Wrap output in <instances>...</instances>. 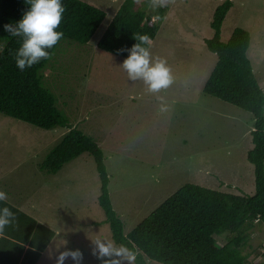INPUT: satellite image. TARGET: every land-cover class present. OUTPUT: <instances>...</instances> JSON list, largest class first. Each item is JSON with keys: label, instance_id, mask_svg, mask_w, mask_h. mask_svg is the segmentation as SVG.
Here are the masks:
<instances>
[{"label": "rangeland", "instance_id": "obj_1", "mask_svg": "<svg viewBox=\"0 0 264 264\" xmlns=\"http://www.w3.org/2000/svg\"><path fill=\"white\" fill-rule=\"evenodd\" d=\"M83 1L105 10V22L87 45L62 40L41 76L71 125L102 149L111 201L125 233L189 183L253 195L254 166L247 156L254 147L255 119L204 93L217 62L205 40L213 37V13L225 0H175L168 5L150 49L153 60L163 58L171 69L172 83L159 92H149L141 79L130 80L121 67L124 59L97 46L122 0ZM232 1L222 41L227 42L237 27L250 32L249 58L264 87V0ZM68 132L43 130L0 113L1 185L22 194L21 201L30 198L42 220L40 210L50 213L57 238L69 240L67 249L82 252V264H102L93 255V241L126 248L114 243L99 208L101 180L94 158L85 153L56 175L42 169L47 155ZM250 233L243 253L250 255L249 262L264 264V225L257 224ZM216 240L220 246L227 243L224 236ZM56 256L49 252L43 262L56 264ZM121 264L129 261L121 258ZM147 264L159 263L147 260Z\"/></svg>", "mask_w": 264, "mask_h": 264}, {"label": "trees", "instance_id": "obj_2", "mask_svg": "<svg viewBox=\"0 0 264 264\" xmlns=\"http://www.w3.org/2000/svg\"><path fill=\"white\" fill-rule=\"evenodd\" d=\"M62 4L65 12L57 29L64 33L62 40L89 44L105 22L107 12L83 0H62ZM233 6L232 0H225L213 13L214 35L205 40V45L217 56V62L204 93L253 115L254 147L247 157L254 166L256 191L253 195H235L189 183L126 234L111 201L102 149L92 137L71 125L59 110L56 96L43 83L41 71L62 40L49 50L51 59L21 71L13 55L20 38L12 37L4 25L18 22L30 5L26 0H0V113L47 131L69 130L47 155L42 169L56 175L85 153L94 158L101 180L98 204L105 224L109 225L114 243L126 248L135 264H147V260L159 264H262L249 262L250 255L243 249L256 225H264V87L249 58L250 32L237 27L227 42L222 41V27ZM152 8L149 0H122L98 48L125 60L129 55L126 49L137 43L134 33L147 34L155 40L169 6ZM2 206L9 207L17 220L0 236V264H37L56 232L8 201L0 202ZM216 236H224L227 243L220 246Z\"/></svg>", "mask_w": 264, "mask_h": 264}, {"label": "clouds", "instance_id": "obj_3", "mask_svg": "<svg viewBox=\"0 0 264 264\" xmlns=\"http://www.w3.org/2000/svg\"><path fill=\"white\" fill-rule=\"evenodd\" d=\"M30 8L15 24L4 25V29L12 37L20 38V46L14 52L16 67L21 71L32 68L41 61L51 59L50 49H53L64 37L60 27L65 7L62 0H26ZM175 0H149L153 8L167 7ZM133 39L137 43L126 49L129 55L121 67L127 72L130 80L141 79L149 92H159L172 83L171 69L167 61L151 56L152 39L147 34L134 33ZM8 194L0 190V202H6ZM16 214L7 206L0 207V235L6 227L15 225ZM93 255H96L102 264H121V258L131 264L134 259L126 249L116 248L110 242L102 240L93 241ZM115 257V259H105ZM71 260L73 264H82L83 254L79 249H66L56 256V264H65Z\"/></svg>", "mask_w": 264, "mask_h": 264}, {"label": "crops", "instance_id": "obj_4", "mask_svg": "<svg viewBox=\"0 0 264 264\" xmlns=\"http://www.w3.org/2000/svg\"><path fill=\"white\" fill-rule=\"evenodd\" d=\"M0 180H1V178H0ZM0 185H1V181H0ZM0 190L6 192L8 194L7 201L9 203H11L13 206L19 208L21 211L27 213L28 215L32 216L39 223L49 227L50 229H53L52 225H54V224L57 225L55 220H54V217L50 213H43L40 210L39 213L42 214V217L44 220L43 221L42 218L40 217L41 215L38 216L39 215L38 214V207L33 208L32 206H30V204H29L30 198L27 197V199L25 201H21L19 199V196H23V195L22 194L18 195V193L16 191H14L13 188H11L9 186H2L1 185ZM50 206H51V203L48 207H50ZM54 231L57 232L56 230H54ZM55 236L56 237H54V239L51 241L48 248L44 252H42L41 258L37 264H45L43 261L48 256L49 252H54L55 255H58L59 252H62V251L67 249L69 240L68 239L67 240H61L60 238H57V236H59L58 233H56Z\"/></svg>", "mask_w": 264, "mask_h": 264}, {"label": "built area", "instance_id": "obj_5", "mask_svg": "<svg viewBox=\"0 0 264 264\" xmlns=\"http://www.w3.org/2000/svg\"><path fill=\"white\" fill-rule=\"evenodd\" d=\"M264 251V250H263Z\"/></svg>", "mask_w": 264, "mask_h": 264}]
</instances>
